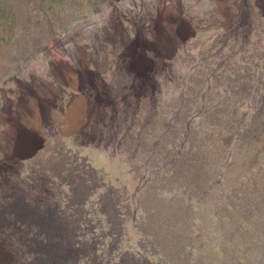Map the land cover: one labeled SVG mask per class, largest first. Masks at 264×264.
Instances as JSON below:
<instances>
[{"label":"rangeland","instance_id":"1","mask_svg":"<svg viewBox=\"0 0 264 264\" xmlns=\"http://www.w3.org/2000/svg\"><path fill=\"white\" fill-rule=\"evenodd\" d=\"M0 158V264H264V0H0Z\"/></svg>","mask_w":264,"mask_h":264},{"label":"bare ground","instance_id":"2","mask_svg":"<svg viewBox=\"0 0 264 264\" xmlns=\"http://www.w3.org/2000/svg\"><path fill=\"white\" fill-rule=\"evenodd\" d=\"M190 33H193V32H190ZM190 35H192V34H190ZM188 36H189V34L188 35H186V37L183 39V41L184 40H186L187 38H188ZM177 47H178V45H175V47L173 48V52L171 53V56H170V59H171V57H173L174 58V53H175V51H176V49H177ZM97 51V50H96ZM95 54V56L96 57H100V53H94ZM163 63H166L167 64V66H169L170 65V63L168 62V61H166V62H162V64ZM172 63V62H171ZM73 96L74 95H78V94H76V93H73L72 94ZM77 101L78 102H81L80 101V98L78 97L77 98ZM80 108H83V104L81 103V105L79 104V106L76 108V111H80ZM71 112V114L70 115H68V117H69V121L71 122V124L73 125V126H75L76 124H78L79 123V119H78V114H77V112ZM37 119V118H36ZM39 120V119H38ZM69 122V123H70ZM72 125H71V127H72ZM35 151L34 150H30V152H26V153H22L23 155H20L19 157H20V159H26V158H28V157H33V155L35 156V153H34ZM38 155V154H37ZM17 157V156H16ZM1 159V158H0ZM4 160H5V158H4ZM15 160V159H14ZM17 162V161H16ZM14 163H15V161H14ZM2 164V163H1ZM0 164V165H1ZM8 190V189H7ZM39 210V209H38ZM42 210H45V209H42ZM8 212V211H7ZM38 214V213H37ZM39 215H40V212H39ZM46 215V214H45ZM39 217H41V216H39ZM46 218V217H45ZM12 219V218H11ZM64 229V228H63ZM67 229V228H66ZM65 230V229H64ZM31 231V230H30ZM61 232V231H60ZM38 233V232H37ZM26 234V233H25ZM52 234V233H51ZM54 234V233H53ZM64 235H65V232H64ZM64 235H61V234H59L58 235V232L56 233V235L54 236L55 237V239L54 240H52L51 238V240H52V244H53V246H55V249H56V252H57V254H56V257H54V255L53 256H51V257H48L47 258V260H46V262L48 263V264H68V263H70L71 262V260L73 259V256H69V254H70V252L69 253H67V252H65V251H72V247H71V240H70V238H68V237H66V235L64 236ZM71 235V234H70ZM67 236H68V234H67ZM62 248V249H61ZM60 250H63V252H60ZM56 252H54V253H56ZM46 255V254H45ZM44 255V256H45ZM50 255V254H49ZM38 259H40L39 258V255H38ZM42 259H43V257H42ZM42 261H44L45 262V260H42ZM74 261V260H73ZM43 263V262H42ZM45 264V263H44Z\"/></svg>","mask_w":264,"mask_h":264},{"label":"flooded vegetation","instance_id":"3","mask_svg":"<svg viewBox=\"0 0 264 264\" xmlns=\"http://www.w3.org/2000/svg\"><path fill=\"white\" fill-rule=\"evenodd\" d=\"M85 249L83 250L84 252ZM110 250H112V247H110ZM100 255L103 257L99 260L100 264H143L141 258L143 255L141 253H127V258L123 257V255H119V253H114L113 251L107 252L104 256L103 254ZM80 258L81 257L79 255L71 264H79ZM115 258L116 263L113 261Z\"/></svg>","mask_w":264,"mask_h":264}]
</instances>
